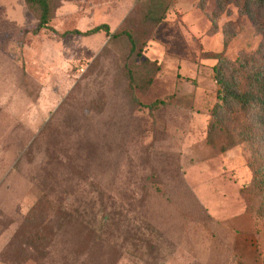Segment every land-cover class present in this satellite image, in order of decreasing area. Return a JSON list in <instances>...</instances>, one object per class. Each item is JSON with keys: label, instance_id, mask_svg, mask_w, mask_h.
<instances>
[{"label": "rangeland", "instance_id": "374dc122", "mask_svg": "<svg viewBox=\"0 0 264 264\" xmlns=\"http://www.w3.org/2000/svg\"><path fill=\"white\" fill-rule=\"evenodd\" d=\"M49 2L37 30L25 0H0V264H261L257 108L226 105L209 135L214 56L246 82L253 20L217 0ZM100 23L134 52L62 35Z\"/></svg>", "mask_w": 264, "mask_h": 264}, {"label": "trees", "instance_id": "16d2710c", "mask_svg": "<svg viewBox=\"0 0 264 264\" xmlns=\"http://www.w3.org/2000/svg\"><path fill=\"white\" fill-rule=\"evenodd\" d=\"M28 7L36 10L39 15V22L36 27L41 30L49 27L51 20V8L49 0H25ZM235 2L241 10L253 20L259 33L264 38V0H217L218 6H223L225 3ZM159 21L161 20L158 19ZM99 31H104L111 38H120L126 36L130 42V53H133L136 48V39L132 31L128 29L112 32L108 23H100L90 29L82 31L80 29L66 30L62 35L78 34V35H91ZM258 56V57H257ZM217 63L214 66L215 80L218 84L217 102L212 112V122L209 127V135L216 131V125L220 122V115L226 105L240 106L241 109L248 107L257 108V116L264 127V43L261 44L259 49L252 55H245L237 58L234 65L237 73H241L246 68V82H242L238 75L230 73V68L233 63L228 60L222 53L216 54ZM128 67L130 76H133L132 68ZM162 101L156 100L147 106L154 108ZM224 112H227L225 110ZM231 113L233 112L230 111ZM260 140L252 142L251 149L253 152V159L251 168L253 171V178L250 185L247 187V199L256 196L259 198L258 206L256 209L257 215L264 218V129L261 133L257 134ZM235 139L231 142H223L221 147L226 150L228 147L235 143ZM262 143L263 145H258ZM261 264H264V259Z\"/></svg>", "mask_w": 264, "mask_h": 264}]
</instances>
